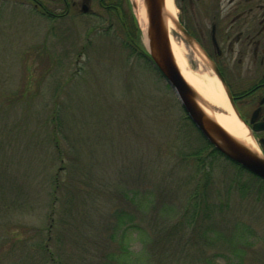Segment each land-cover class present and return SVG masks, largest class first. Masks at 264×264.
<instances>
[{"label":"rangeland","instance_id":"1","mask_svg":"<svg viewBox=\"0 0 264 264\" xmlns=\"http://www.w3.org/2000/svg\"><path fill=\"white\" fill-rule=\"evenodd\" d=\"M40 1L54 18L0 5V264H264V185L200 151L116 26ZM173 35L189 70L213 75L202 45Z\"/></svg>","mask_w":264,"mask_h":264},{"label":"flooded vegetation","instance_id":"2","mask_svg":"<svg viewBox=\"0 0 264 264\" xmlns=\"http://www.w3.org/2000/svg\"><path fill=\"white\" fill-rule=\"evenodd\" d=\"M6 1L13 5L14 0H0V5ZM24 1L36 14L56 16L40 0ZM117 1L48 0L58 6L59 19L87 17L95 22L89 30L100 33L110 31L108 16L118 11ZM173 4L181 16L201 14V24L185 23L181 16L179 23L195 43L202 45L205 67L217 69L228 89L236 119L264 158V0H173ZM100 23H104V31Z\"/></svg>","mask_w":264,"mask_h":264},{"label":"water","instance_id":"3","mask_svg":"<svg viewBox=\"0 0 264 264\" xmlns=\"http://www.w3.org/2000/svg\"><path fill=\"white\" fill-rule=\"evenodd\" d=\"M143 2L147 16L144 37L145 49L155 69L174 92L190 122L208 144L223 157L264 181V158L234 140L213 120L200 112L198 97L181 76L171 54L168 35L164 26L163 0H143ZM131 6L134 9L132 3ZM173 24L184 41L188 45L194 46L193 39L181 24L178 21H174ZM211 70L220 83L233 112H235L222 77L212 65ZM261 143L264 146L263 140Z\"/></svg>","mask_w":264,"mask_h":264},{"label":"bare ground","instance_id":"4","mask_svg":"<svg viewBox=\"0 0 264 264\" xmlns=\"http://www.w3.org/2000/svg\"><path fill=\"white\" fill-rule=\"evenodd\" d=\"M130 2L134 5L133 13L142 32L143 42L145 43L147 16L144 2L143 0H130ZM163 10L164 26L168 35L171 54L181 76L197 95L200 112L213 120L234 140L258 153L257 145L249 135L247 129L236 119L216 78L208 72L193 73L187 67L184 59L183 45L173 35V22L176 19V8L173 0H163Z\"/></svg>","mask_w":264,"mask_h":264},{"label":"trees","instance_id":"5","mask_svg":"<svg viewBox=\"0 0 264 264\" xmlns=\"http://www.w3.org/2000/svg\"><path fill=\"white\" fill-rule=\"evenodd\" d=\"M116 4H117L118 11H114V12H112V14H110L108 16V18L110 19V22L112 23V27L110 29H112L113 27L116 26V28H117L116 31H120L121 32L122 39H123L122 42H124V45L126 47L131 48L133 53L134 52H135V54L137 53L139 56H141L142 58H144V59H146L147 61L150 62V59H149V56H148L146 50H142V48L140 46V43H139V36H140L139 30L136 28V23H135V19L133 18V15L131 13H129V11H130L129 7L130 6H129L128 1L127 0H118L116 2ZM129 18H131V20H129ZM129 24H132L131 28L129 27ZM99 26L98 27L100 29L102 28L103 31L106 28L104 23H100ZM109 32L108 31H104L102 33H106L107 34ZM157 73L160 75V73L158 71H157ZM185 116H186V114H185ZM186 119L189 121V119L187 117H186ZM190 124L194 128L192 123H190ZM195 131L199 134V132L196 129H195ZM200 137L202 138V140L204 142V147L200 150L201 152L206 150L208 152V154L210 156H212V157H218L219 156L221 158H224L219 152H217L215 149H213V147H211V145L208 144L201 135H200ZM225 160L227 162H229L227 159H225ZM229 163H231V162H229ZM232 165H234V164H232ZM234 166H236L240 171H244L245 173L250 175L252 178H254L255 180H257L258 182H260L261 184L264 185V181L263 180H261V179L255 177L254 175L248 173L247 171H245L242 168H240L238 165H234ZM196 197L198 198V196H196ZM193 200L195 201V203L197 202V199L195 197L193 198Z\"/></svg>","mask_w":264,"mask_h":264}]
</instances>
